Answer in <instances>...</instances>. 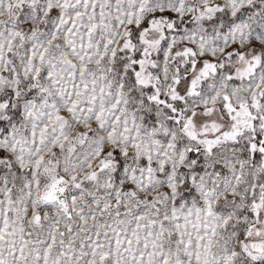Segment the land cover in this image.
<instances>
[{"label":"snow or ice","instance_id":"snow-or-ice-1","mask_svg":"<svg viewBox=\"0 0 264 264\" xmlns=\"http://www.w3.org/2000/svg\"><path fill=\"white\" fill-rule=\"evenodd\" d=\"M0 264H264V0H0Z\"/></svg>","mask_w":264,"mask_h":264}]
</instances>
